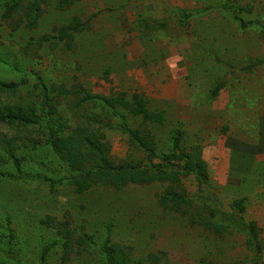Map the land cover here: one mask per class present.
<instances>
[{
  "label": "rangeland",
  "instance_id": "374dc122",
  "mask_svg": "<svg viewBox=\"0 0 264 264\" xmlns=\"http://www.w3.org/2000/svg\"><path fill=\"white\" fill-rule=\"evenodd\" d=\"M59 1L0 0V114L26 119L0 122V264H104L112 244L139 264H264V155L250 145L264 62L237 71L264 60V0ZM72 20L84 29L58 38ZM135 96L163 120L129 111ZM136 131L157 157L132 142ZM176 135L177 150L198 149L205 164L201 185L192 173L175 183L189 205L163 206L167 181L98 179L102 155L117 168L184 171L162 159ZM86 173L94 181L76 191L73 178ZM215 208L254 231L205 229L199 220Z\"/></svg>",
  "mask_w": 264,
  "mask_h": 264
},
{
  "label": "trees",
  "instance_id": "16d2710c",
  "mask_svg": "<svg viewBox=\"0 0 264 264\" xmlns=\"http://www.w3.org/2000/svg\"><path fill=\"white\" fill-rule=\"evenodd\" d=\"M74 0H60L59 4L62 8L68 7ZM185 16L188 17V14H185ZM146 26L148 27H162L164 26L163 22L160 21H154L152 24L145 21ZM244 25V24H242ZM85 25L76 23L75 20H72L70 23L63 26L62 31L60 32V35L58 38L64 39L68 38L69 32L73 30H82L84 29ZM261 37L264 39V29H262ZM264 60H255L251 63L239 67L237 69L238 73H244L252 70L254 67L258 66L259 64H262ZM225 66L229 69V72L231 74L235 73L234 67L229 64L225 63ZM224 75L223 77L218 78V80L214 83L212 89H211V98L215 97L219 91L223 88H225L231 79L232 76L227 77ZM234 76V75H233ZM13 86V85H12ZM87 98H92V96H87ZM103 101H109L106 98ZM135 101L137 106L133 108H129V111H131L133 114H141L144 120H147L149 122L153 123H160L163 120V116L161 113H152L149 112L145 106L144 102L140 99H138L135 96ZM125 107H129L130 103L123 102ZM8 121L10 124L16 123V122H23L26 121L23 114L15 110L13 113H7V114H0V122L2 121ZM27 122H30V120H27ZM177 134H181L180 131L177 132ZM130 138L132 139V142L136 143L137 148H140L144 152L147 153V157L150 159H153L157 157V154L154 150V145H152V142L147 138V136H142L139 134L138 131L130 133ZM68 153L70 156H74L72 159H76L78 161H82V158H80L79 155H75L74 150L65 144ZM178 137L177 135L174 137V144H173V150L172 153L169 155L162 156V159L170 162L172 160H177L179 162L184 161V164L182 168H185V170H181V172L173 169H167L165 167H160L159 169H138V168H130V167H112L110 166L111 163L109 162L106 155H102L100 158L95 159V165H98V179L106 183L107 185H113L114 187H120L121 185L125 183H150L153 181H167L170 183L171 188L167 191L166 195L162 196L160 199V202L165 207H169L172 203L173 205L179 206H187L189 205L190 201L186 197L184 190L180 192H175L178 188L175 187V183L178 185L180 182V177L188 174H194L196 176V179L198 180L199 185H201L202 179L201 176L197 174V169L199 166L203 168L204 174L206 173L205 170V164L204 161L200 157L199 150H194L193 152H179L178 150ZM106 153V150H104ZM94 175L90 173L81 174L79 176H76L73 178V181L76 185V191H82L86 189L94 180ZM174 191V192H173ZM243 207L240 206V210H242ZM209 215H204L201 220H199V223L205 228L213 233L221 234L226 229V224H232L235 226V228L240 232L250 233L251 230L254 231V226L251 224H246L243 220L240 218H237L233 214L227 215L224 212L220 211L219 209H213L209 210ZM215 215H218L219 221L213 220V217ZM103 251L105 253V259L104 264H139V262L134 261L129 257V254L126 252H123L117 244L112 245H105L103 248ZM258 264V263H257Z\"/></svg>",
  "mask_w": 264,
  "mask_h": 264
},
{
  "label": "crops",
  "instance_id": "0c3cea01",
  "mask_svg": "<svg viewBox=\"0 0 264 264\" xmlns=\"http://www.w3.org/2000/svg\"><path fill=\"white\" fill-rule=\"evenodd\" d=\"M250 145L255 147L254 150L251 151V155H255V159L256 157L258 158L259 155H264V115H261L258 119L257 141L255 144L251 143Z\"/></svg>",
  "mask_w": 264,
  "mask_h": 264
}]
</instances>
